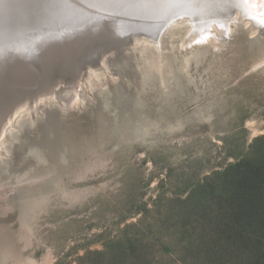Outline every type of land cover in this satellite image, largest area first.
Instances as JSON below:
<instances>
[{"label": "rangeland", "instance_id": "1", "mask_svg": "<svg viewBox=\"0 0 264 264\" xmlns=\"http://www.w3.org/2000/svg\"><path fill=\"white\" fill-rule=\"evenodd\" d=\"M232 17H226L231 35L222 34L200 50L198 46L185 49L190 56L185 54V66H178L177 96L160 127H152L138 115L141 98L153 97L156 91L144 85L131 49L132 65L124 60L118 67L127 75L119 78L114 73L117 62L111 60L109 73L114 79L98 85L106 83L105 89L91 88L96 89L91 95L87 90L89 98L84 96L78 107L45 103L39 115L18 122L6 137L0 157V264H75L95 235H114L123 221H136L138 216L131 215L134 198L137 204L148 205L160 194L169 198L174 190L170 182L186 178L183 171L201 166L202 178L208 175V159L213 169L219 168L225 158L233 161L227 154L245 152L255 137L264 135L262 35L249 29L242 16ZM170 30L166 34L175 30V46L185 51L178 42L187 34L186 24ZM100 47L77 66L74 61L79 55L73 67L67 64V75L75 73L74 86L76 72L98 65L105 52L121 56L128 45ZM144 57L143 64L149 67L152 59ZM58 73L51 82H62ZM40 74L33 95H20V100H26H17L3 125L14 109L52 93L51 82L48 85ZM139 82L145 90H136ZM64 84L68 83L60 86ZM60 86L56 88L66 91ZM160 101L158 96L154 103ZM143 109L149 118L158 112L152 103ZM30 152L43 160L25 161V153Z\"/></svg>", "mask_w": 264, "mask_h": 264}, {"label": "trees", "instance_id": "2", "mask_svg": "<svg viewBox=\"0 0 264 264\" xmlns=\"http://www.w3.org/2000/svg\"><path fill=\"white\" fill-rule=\"evenodd\" d=\"M227 155L202 178L183 171L169 198H134L136 221L95 235L75 264H264V135Z\"/></svg>", "mask_w": 264, "mask_h": 264}, {"label": "bare ground", "instance_id": "3", "mask_svg": "<svg viewBox=\"0 0 264 264\" xmlns=\"http://www.w3.org/2000/svg\"><path fill=\"white\" fill-rule=\"evenodd\" d=\"M64 1L77 10L78 14H75V16L78 20L83 21L77 26H70L68 20H62L61 23L57 22L55 23L56 25L51 27L52 31H50V36H47L45 43L41 39L45 36H42L33 38L34 42H32V44L35 46L38 45L37 47L34 46L35 48H39L41 45L42 47L40 49L45 47V50L43 51H47V55L50 52L60 51L55 55H48L49 60L56 55H72L67 61V64H69L70 67H73V60H75L78 55L80 56L78 57L79 59L77 58V60L74 61V63L76 62V66L77 64L86 61L92 53H98L100 48H102L100 47L101 45L106 43L112 44L123 42L129 37V35H136V33L143 32V34H141L142 36L137 39L136 42H138L146 56L147 53L153 54V56L150 57L152 62L149 64V67L162 75L165 67V60L162 54L161 38L163 35L171 31V27L177 26L181 23L186 24L187 34H185L184 37H181V40L178 39L179 47L185 50L192 46H202V44H206L207 42H217V38L222 34L228 35L230 33L231 35L229 26L227 24L225 25L222 20L231 14L230 10L235 6L239 7L240 10L245 13L244 15L252 17L253 21L260 20V23L264 24V0H196L193 4H190L191 0H145V2H150L148 4H158V6H162L159 13L148 18H144L142 14H137L139 15L137 17L139 18L131 17L128 14V9L130 8L127 6H122L119 10L117 8V2H119V0L110 1L105 4V6H99L95 1L93 4H89V6L78 5L72 0ZM132 7L134 8V6ZM143 7L147 8V5L145 4ZM237 15V13L234 15L232 14L233 17ZM105 23H108L107 26L111 27L107 32L108 36L105 34L107 29ZM59 25L65 28H61ZM216 26L219 29L218 32ZM179 28L181 29V27ZM226 28L229 31L226 30ZM249 29L258 32L250 27ZM93 35H95V37H93ZM98 35H105V38L107 39L100 41L99 43H93V40L97 39ZM259 38L261 39V37ZM27 46H29V44ZM24 50L23 54H28V51L26 49ZM195 52H197L196 49ZM19 56L20 54L17 52L16 48L15 50L12 49L8 54L0 55V74L3 71V68H7L17 80L28 77L32 78L33 75H36L37 78H39L36 73L37 71H35L33 65L28 63V61H23L21 64H18V61H15ZM189 56L190 54L188 57ZM105 57H109L111 60L117 62L115 73L119 78H122L123 75H127V73H122L121 70L118 71V67L121 68L120 64H122V61L124 60L129 61L130 66L132 65L130 50H126L121 56L108 53L104 58ZM23 58L25 59L26 57ZM56 62L57 61L54 60L51 63L56 64ZM109 71L110 70L105 69L102 64L89 68L85 75L82 73L77 74L79 77L76 86L65 88L66 91L56 88L55 90H52V93L49 95H42L40 99H34L36 101L33 103L26 102L14 109L6 123L1 126L0 157L2 153H5L4 146L6 137L17 126L20 120H28L27 118H34L39 115L41 106L45 103H56L61 106L68 105L72 109L75 106L78 107L77 104H79L80 101L82 103V101H84L82 99L85 98L84 96L88 97L89 92H91L89 91L87 94V90H91V88L96 85L98 87L102 81L108 80L113 76L110 75ZM73 75H75V73ZM48 77L49 73L44 74V82L48 81ZM6 83L7 82L1 77L0 85L3 87ZM14 97H16V95L13 97L8 95L7 101L12 100L13 102L15 99ZM4 105L5 104H0V116L8 110L6 106L7 104ZM0 257L3 258L2 256Z\"/></svg>", "mask_w": 264, "mask_h": 264}, {"label": "water", "instance_id": "4", "mask_svg": "<svg viewBox=\"0 0 264 264\" xmlns=\"http://www.w3.org/2000/svg\"><path fill=\"white\" fill-rule=\"evenodd\" d=\"M73 2L77 3L78 5L83 6H89V4H93L94 1L97 2L99 6H105L110 1L113 0H72ZM196 0H191L190 4H193ZM139 2V4H138ZM171 2V1H170ZM150 2H145V0H119L117 2V8L120 10L122 6H127L130 9H128V14L131 17H136L137 14H142L144 18H148L150 16H154L155 14L160 12V9L162 6H158V4H148ZM169 3V2H167ZM165 3V4H167ZM147 5V8H144V5ZM134 6V8L132 7ZM231 14H238V16L243 15V21H246L250 28L255 29L259 32L262 39V42L264 43V26H261L257 24L251 17H248L244 15L239 7L235 6L231 8L230 10ZM75 14H78L77 10L68 5V3L64 0H0V55L8 54L12 49H17V52L20 54V56L17 58L18 64H21L23 61H28L33 67L35 68L36 73L40 75L48 74L49 77L48 80L51 82L52 77L55 76V72H59L57 77L62 82H51L50 84V91L54 90L58 85H63V83L66 86H60L62 88H68L71 86L73 87L76 82V78L73 76L74 73L69 76L67 70V61L72 56H61L56 55L52 57L50 60L48 58V55H55L59 53L60 51H54L50 52L47 55V51L43 47V49H40L42 45L39 48H35L38 45H33L32 42L33 38L35 37H42V41L45 43L47 36H50V31H52V26L56 25L55 23L60 22L62 20H68L70 26H77L80 24L83 20H78ZM227 19V18H226ZM223 19V23L228 25V19ZM59 23V24H60ZM106 33L111 29V27H108L105 23ZM58 26V25H57ZM61 26V25H59ZM61 28H65L61 26ZM216 29V28H215ZM217 30V29H216ZM176 33L175 30L172 34H165L161 38L162 43V50H163V58L165 60V67L163 74H158L153 68H149L144 63V52L142 49L138 46L137 39H139L143 34V32L136 33V35H129L126 40L123 42L118 43H112L113 45L118 46H127L126 50L131 49L134 54V65L135 63V57L138 58L137 64L139 65V70L141 72V75L143 77L144 85L150 88H153L156 91V94L153 97H150V95H145L141 98V104L137 108L138 115L143 119L148 121V123H151L152 127H160L162 125L163 120L168 119V108L170 105L173 104V99L176 98L177 94V86L181 82L180 81V74L181 70H177L178 66L184 67V61L183 57L186 54L188 50L181 51L178 49L176 43L177 39H175L173 34ZM160 34V33H158ZM97 35V34H96ZM108 36V34H107ZM95 37V35H93ZM105 35H101L97 37V39L93 40V43L103 41L107 38H105ZM224 36L223 38H225ZM136 38V40H135ZM29 44V46H27ZM95 45V44H94ZM131 45V46H130ZM264 45V44H263ZM35 46V47H34ZM30 48V49H29ZM35 48V49H34ZM202 46H198V50H200ZM26 49L28 51V54L24 55L23 50ZM194 49V48H193ZM31 50V51H29ZM54 50V49H53ZM25 51V50H24ZM125 52V51H124ZM110 52H105L103 56L100 57L102 60L98 59L99 64L96 66H99L102 64L105 69H110L113 65V62H111V58H104L106 54ZM73 54V53H72ZM114 54V52H112ZM75 55V54H74ZM153 54L147 53V57H152ZM23 57H26L25 59ZM24 59V60H23ZM56 60V64H52L51 62ZM101 61V63H100ZM88 64V63H85ZM262 66V65H261ZM261 66L257 67L254 70H259ZM93 67V66H92ZM89 65L84 66L85 71H81L77 69V74L81 73L85 75L87 73V70L89 68H92ZM253 67V66H252ZM251 67V68H252ZM113 71V70H111ZM115 73V72H114ZM138 75V74H137ZM140 77V75H138ZM3 78L7 83L2 87L0 85V104H7L8 110L1 114L0 116V129L3 124V122L6 120L5 118L7 115L12 111V109L15 107V105L20 102L24 101L26 99H22L20 95H25L26 97L33 95L35 84L37 83L38 79L36 75H33L32 78L28 77L25 79H19L17 80L16 77L14 78L10 72L9 69H4L2 73L0 74V78ZM138 79V78H137ZM129 82V81H128ZM128 82L124 83L125 85L128 84ZM138 82V81H137ZM44 83V82H43ZM48 83V82H47ZM49 85V83H48ZM105 85L101 84L96 89L104 88ZM136 90L140 89H146V87H143L140 82L135 84ZM96 89L91 90L90 95L93 91H96ZM167 89V91H163ZM23 90V91H22ZM174 92V95H170V92ZM18 94V95H17ZM8 95L14 96L15 99L11 101L8 100ZM41 95V94H39ZM157 95V96H156ZM37 96V95H36ZM160 96L161 101L159 103H154V100L156 97ZM35 98V97H34ZM28 99L32 100L31 97ZM27 99V100H28ZM17 100H19L17 102ZM152 103L153 108L157 110L158 112L156 114H152L149 118V115L144 111V107L147 105H150ZM146 104V105H145ZM4 105V106H5ZM159 107V108H158ZM1 112V111H0ZM161 116L162 118H159L157 120L155 117ZM149 118V119H148ZM24 120V119H23ZM21 125V124H20ZM16 132H13L12 138L15 137ZM26 157L25 161L27 162H37L40 163L42 158L38 157L37 154L34 152L25 153ZM10 154L6 156V158H9ZM5 159V158H4Z\"/></svg>", "mask_w": 264, "mask_h": 264}]
</instances>
